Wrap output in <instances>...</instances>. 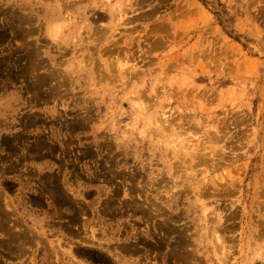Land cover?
<instances>
[{
	"label": "rangeland",
	"instance_id": "obj_1",
	"mask_svg": "<svg viewBox=\"0 0 264 264\" xmlns=\"http://www.w3.org/2000/svg\"><path fill=\"white\" fill-rule=\"evenodd\" d=\"M263 200L264 0H0V264H264Z\"/></svg>",
	"mask_w": 264,
	"mask_h": 264
},
{
	"label": "bare ground",
	"instance_id": "obj_2",
	"mask_svg": "<svg viewBox=\"0 0 264 264\" xmlns=\"http://www.w3.org/2000/svg\"><path fill=\"white\" fill-rule=\"evenodd\" d=\"M121 15H123V12H122V10H120V13H119V16H121ZM64 18L65 19H67L68 18V16L66 15V16H64ZM56 34L58 35V32H56ZM133 103H134V105H136V107L138 108V109H141L143 112H146V111H150V107H151V105L149 106V104H147V103H145L144 101H142V100H140V102H138L137 100H134L133 101ZM170 116H171V114H168V112L166 111V110H163L161 113H159V115H156L155 116V118L153 117V118H150V121L149 122H155V123H157V124H165V123H168L169 122V118H170ZM154 119V120H153ZM256 137H254V138H251V140L249 141V142H246L245 143V145L244 146H247L248 144H250L254 139H255ZM250 148V147H249ZM223 160H226V159H224L223 158ZM242 180V179H241ZM232 187L233 188H235L236 187V181H232ZM235 202H233V204H234ZM263 204H264V200H263ZM9 213H6V215H10V211H8ZM209 214V213H208ZM229 215H231V214H229ZM216 217L218 218V220H219V227H222V229L226 232V230H230V228L229 227H227V226H225V221L227 220V218L225 219V217H226V215L224 214V212H218L217 214H216ZM18 232H19V234L20 235H18L19 237H21L23 234H28V230L26 231V229L25 228H20V229H18ZM82 241H85V242H87L88 240H87V238L86 237H84V236H82L81 238H80ZM52 247H51V249H49L50 250V252H52V253H54V251H56L57 253L59 252L58 250H60L61 248H60V246L58 245V244H52L51 245ZM59 255V254H58ZM57 255V256H58ZM78 264V263H77Z\"/></svg>",
	"mask_w": 264,
	"mask_h": 264
}]
</instances>
